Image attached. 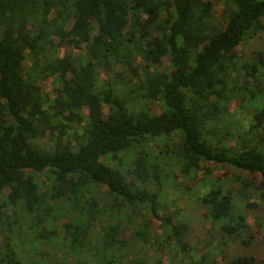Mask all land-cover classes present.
Returning <instances> with one entry per match:
<instances>
[{"label": "trees", "instance_id": "obj_1", "mask_svg": "<svg viewBox=\"0 0 264 264\" xmlns=\"http://www.w3.org/2000/svg\"><path fill=\"white\" fill-rule=\"evenodd\" d=\"M217 1L0 0V264H264L241 211L264 225V51L233 55L264 0ZM206 162L261 182L211 183L193 233L173 166Z\"/></svg>", "mask_w": 264, "mask_h": 264}, {"label": "rangeland", "instance_id": "obj_2", "mask_svg": "<svg viewBox=\"0 0 264 264\" xmlns=\"http://www.w3.org/2000/svg\"><path fill=\"white\" fill-rule=\"evenodd\" d=\"M212 3H213V10L215 11L214 13L217 16V18H219L221 14V4H219L217 0H212ZM74 49L75 48L69 46L68 44L67 45L59 44L58 53L60 55H64L71 50L74 51ZM259 49L264 51V41L261 39H251L247 41L246 44L242 46L240 45V47H238L233 52V55H235L238 60L244 61L247 58H249V56H251L252 51L259 50ZM135 65H137L140 69L143 68V64L139 59L135 61ZM109 77H110V74L108 71L101 72L100 78L102 81L107 80ZM41 86L45 91L49 92L51 96H54V92H55L54 88L57 86V83L53 80V77L47 78L46 80L42 81ZM228 105L231 111L233 112V114L235 115L238 114V112H236L237 111L236 110L237 101L230 100L228 102ZM79 107L83 114L87 113L86 106L81 104ZM151 111L158 112V108L156 109L155 106L154 107L151 106ZM242 113L243 114L241 117V122L244 125L246 124L245 119L248 117L247 115L248 112H242ZM172 139L175 141L177 140L175 136H173ZM153 149L152 150L154 154H157L159 151V146L155 147L153 145ZM178 168H179L178 164H175L173 166V169L175 172V178L177 182V188L176 187L172 188L173 190L170 191V195L174 194L173 197L177 199L180 206L183 209H185L187 212L191 213V218L198 219V221L191 222L193 233H198L199 232L198 230L204 229L209 226L208 225L209 223L200 225L201 220L199 217H196V215L198 214L200 216L201 214V207H200L201 205H200V201L198 197H201L204 193H206L211 188L212 186L211 183L223 185L224 188H226V190H228V192L231 194V193H234L236 188L239 187L240 183L244 179L252 177V179L255 181L256 184H259L261 182V177L258 174H252L246 171L238 170L235 167H232L231 165H228V164H218L214 162H206L205 164H203L202 170L199 171L198 174L194 176L192 180H186L185 177L180 173ZM103 188H106V187L104 186ZM9 193H10L9 188L5 187L2 195L0 196V199L2 200L1 203H3L4 206H8V202L4 200L6 198L8 199L7 196ZM190 195H193V197H190ZM4 202H7V203H4ZM236 206H238V204H236ZM238 209H240V207H238ZM241 211L245 214L248 213L247 218H246L247 225L249 226V228L253 230L256 238H258L257 240L260 243L264 244V225L260 223L259 221L260 217H256L247 208H243V210ZM151 219H152V224L154 226L155 232L157 234L160 233V229L158 228V222L153 218ZM258 230L259 232L257 233ZM60 231L62 232V230ZM223 247L224 245H219L218 247H216L217 251L215 250L216 251L215 260L217 264H224L222 260V256L224 255V252H225L223 250ZM56 248L57 247H52V249L50 248L54 254H55L54 250H56ZM220 249L222 251H220ZM234 249H236V246L234 244L229 243V245H227L228 252L233 251ZM245 251L247 250L245 249ZM257 253H258V256L259 255L263 256L264 249L261 247V249L257 250ZM57 254L58 252H56V255ZM162 259L164 260V262H167L166 257L163 256ZM66 264H72V263L67 262Z\"/></svg>", "mask_w": 264, "mask_h": 264}]
</instances>
